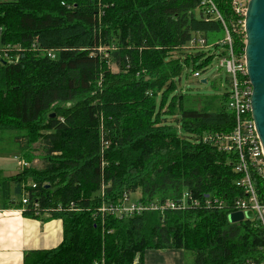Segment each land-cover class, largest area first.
Wrapping results in <instances>:
<instances>
[{"label":"trees","instance_id":"16d2710c","mask_svg":"<svg viewBox=\"0 0 264 264\" xmlns=\"http://www.w3.org/2000/svg\"><path fill=\"white\" fill-rule=\"evenodd\" d=\"M204 1L0 3V133H17L20 159L29 164L0 177V203L63 223L61 244L28 253L24 264H144L148 251L175 249L191 264L264 262L257 217L228 220L234 202L247 198L237 186L244 177L235 171L237 154L209 140L234 128L229 94L197 110L179 87L185 72L203 74L216 56H227V33L234 54H245L233 0H211L223 22L205 12ZM198 34L207 46L217 42L215 54L190 46ZM38 144L41 169L32 166ZM249 176L264 205L261 179L254 170ZM185 193L202 206L101 212L124 206L125 196L162 206ZM207 199L225 207L206 209Z\"/></svg>","mask_w":264,"mask_h":264},{"label":"built area","instance_id":"2783aa9c","mask_svg":"<svg viewBox=\"0 0 264 264\" xmlns=\"http://www.w3.org/2000/svg\"><path fill=\"white\" fill-rule=\"evenodd\" d=\"M248 1L249 0H233V9L236 15L242 17V21H240L239 24L241 25L243 32ZM203 5L207 8L205 11L207 14H214L218 20L223 22L222 17L211 0H205ZM226 41L229 45L228 54L226 57L220 58V65L226 70V73L229 76L230 91H228V108L234 115L235 123L230 134L211 136L209 137V140L214 143L220 152H234L237 154L235 171L244 176L243 179L237 183V186L245 190L247 198L234 202L233 213L242 212L246 214L247 212H250L257 217L260 227L264 230V205L258 201L249 176L250 170H254L264 185V149L252 117V86L247 74L245 54L242 56H236L234 54L231 38L228 33ZM190 46L206 48L207 42L204 37L198 34L192 39ZM49 55H51V53ZM202 75L203 74L200 72H195L193 74L196 79L202 78ZM28 167V163H25L24 161L21 162V171ZM123 203L124 206L122 207L119 203L110 207L103 206L101 212L132 216L134 214L140 215L144 212L150 211H184L187 209H197L202 206L200 201L193 199L188 193H185L178 201H168L162 206L143 204L139 200L131 201L126 196ZM26 204L27 199L23 198V205ZM203 207L209 210L222 209L225 207V204L218 199H207V201L204 202ZM243 264L258 263L253 259H249L244 261ZM262 264H264V262H262Z\"/></svg>","mask_w":264,"mask_h":264},{"label":"crops","instance_id":"0c3cea01","mask_svg":"<svg viewBox=\"0 0 264 264\" xmlns=\"http://www.w3.org/2000/svg\"><path fill=\"white\" fill-rule=\"evenodd\" d=\"M15 157L20 159L19 154ZM20 171L18 164L12 165L9 171L4 172L5 178ZM22 213V210L3 208L0 203V264H24L28 253L55 249L62 242V220L47 216L29 218ZM183 255L175 250H151L146 252L144 264H185Z\"/></svg>","mask_w":264,"mask_h":264},{"label":"rangeland","instance_id":"374dc122","mask_svg":"<svg viewBox=\"0 0 264 264\" xmlns=\"http://www.w3.org/2000/svg\"><path fill=\"white\" fill-rule=\"evenodd\" d=\"M8 1L12 0H0V3ZM68 8L71 7L69 6ZM216 43L217 42L210 41L209 45L204 48L207 55L215 54V48L213 45ZM47 57L50 59H55V55L53 54L47 55ZM220 64V57L216 56L212 65L207 69H204L202 78L196 79L191 74V71H187L182 75L179 87L182 89L185 99L195 101V104H190L189 107H193L192 109L195 108L197 110H201L205 101L209 99L218 100L224 95V93L230 91L229 76L226 73V70L222 68ZM111 70L114 73L118 72V68L115 65L111 66ZM186 73L189 74V77H186ZM203 80H207V84H203ZM216 103H218V101H216ZM16 135L17 133L14 132L0 133V177H6L4 172L9 171L12 165L16 166V164H18L19 171L21 170L22 160L20 161L19 158L15 157L20 154L17 144L14 142ZM35 148L36 151L32 153L35 158L32 166L37 169H41L43 167V161L41 158L44 155L39 144L35 145ZM175 251H181L184 254L183 262H186L187 259L188 264L192 263V259L186 256L187 253L185 255L183 250L175 249Z\"/></svg>","mask_w":264,"mask_h":264},{"label":"water","instance_id":"95a60500","mask_svg":"<svg viewBox=\"0 0 264 264\" xmlns=\"http://www.w3.org/2000/svg\"><path fill=\"white\" fill-rule=\"evenodd\" d=\"M244 32L247 74L252 86V117L264 149V0L248 1ZM202 83L207 84V80ZM252 216L250 212H237L230 214L228 220L235 224Z\"/></svg>","mask_w":264,"mask_h":264}]
</instances>
